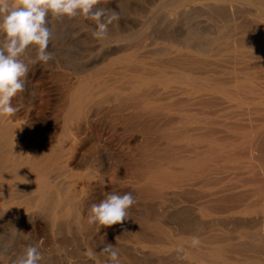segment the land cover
<instances>
[{
    "label": "rangeland",
    "instance_id": "374dc122",
    "mask_svg": "<svg viewBox=\"0 0 264 264\" xmlns=\"http://www.w3.org/2000/svg\"><path fill=\"white\" fill-rule=\"evenodd\" d=\"M98 7L120 12L110 34L137 18L118 0ZM176 15L179 25L212 23L205 16ZM91 25L83 16L52 20L49 51L54 58L43 66V76L30 77V90L11 101L15 115L30 119L34 127L39 95L43 110L56 116L46 163L62 156L59 163L66 167L60 170L56 189L66 193V210L73 208L75 216L63 235L49 225L44 235L33 229V236L17 237L12 235L13 224H4L0 264H13L29 244H38L53 264H104V243L115 247L121 264L160 259L177 264L181 246L186 264L199 256L208 264H264V83L237 87L230 70L215 65L201 82L152 78L137 64L120 60L131 50L106 58L114 44L94 39ZM80 68L89 69L78 74ZM128 191H133L136 204L127 220L111 227L88 223L93 203L109 193ZM185 222L193 229L182 231ZM193 237L199 238V245L192 246ZM89 251L92 257L85 254Z\"/></svg>",
    "mask_w": 264,
    "mask_h": 264
},
{
    "label": "bare ground",
    "instance_id": "6f19581e",
    "mask_svg": "<svg viewBox=\"0 0 264 264\" xmlns=\"http://www.w3.org/2000/svg\"><path fill=\"white\" fill-rule=\"evenodd\" d=\"M105 1L101 0V2ZM118 1L122 2L123 10L127 14H133L137 18L135 22H126L117 26L114 33H108V36L102 39L103 45L114 44L107 52L106 58L121 50H131L128 54L122 55L120 60L137 64L143 73L153 75L152 78L155 77L156 79L184 77L183 79H194L201 82L205 80L204 73L210 71L211 66L215 65V67L229 69L231 82L237 87H241L245 83H264V0H204L203 3L202 0ZM198 1L199 3H196ZM188 2L193 3L187 7ZM148 5L153 6V9ZM176 12H179V15L185 18L187 16L192 18L205 16L210 21L212 20V23L199 26L184 22V24L179 25L178 15L176 17L172 16ZM27 55L33 57L35 50H28ZM158 55L165 57L157 58ZM146 57H150L153 61H147ZM88 69L80 68L78 74H82ZM44 72V67L40 64L30 65L28 91L30 90V77H41ZM77 93L75 91L72 98L75 99ZM118 94L114 95L113 98H118ZM42 101V97L39 95L37 102H35L39 111L33 119L36 127L32 126L30 119L15 114L10 118H0V230L4 224L11 222L13 224L12 235L17 237L33 236V229L40 230L44 235L49 225L55 230V234L63 235L70 229V221L74 215L73 208L72 210H66L69 204L66 193L60 191L61 189H56V185L61 178L60 170L66 167V164L59 163L58 159H62L59 158L62 156L55 155L53 157L51 155L53 158L50 163L47 164L46 161V148L55 125L54 118L56 116L53 117L54 115L52 116L51 112L43 110ZM100 124L97 123L96 126L99 128ZM45 215L48 218L50 217L49 220L46 219ZM181 226L182 231L193 229L190 223ZM14 227L21 232L14 233ZM191 256H193V253ZM47 259L44 258L42 264H53L51 260ZM138 261H136V264L168 263L163 259L157 262ZM215 261H211L210 264H215ZM177 264L186 263L181 260ZM193 264H208V262L199 256L196 257Z\"/></svg>",
    "mask_w": 264,
    "mask_h": 264
},
{
    "label": "clouds",
    "instance_id": "9594fccd",
    "mask_svg": "<svg viewBox=\"0 0 264 264\" xmlns=\"http://www.w3.org/2000/svg\"><path fill=\"white\" fill-rule=\"evenodd\" d=\"M100 3L101 0H0V118L15 114L11 101L18 93L28 91L30 65L43 67L54 58V53L49 51L53 39L52 20H73L83 16L92 22L90 31L94 39L102 40L108 36L110 26H115L121 15L116 9L98 7ZM30 48L35 50L33 57L27 55ZM135 202L133 191L122 195L109 193L99 203L92 204L88 223L99 227L122 224L129 218L128 210ZM15 232L21 231L14 227ZM199 243L198 237L192 238V246ZM101 252L107 254L104 264H121L113 245L104 243ZM183 252L182 246L177 249L178 259L185 258L181 255ZM85 254L94 255L90 251ZM43 261L39 245L29 244L16 256L13 264H42Z\"/></svg>",
    "mask_w": 264,
    "mask_h": 264
}]
</instances>
